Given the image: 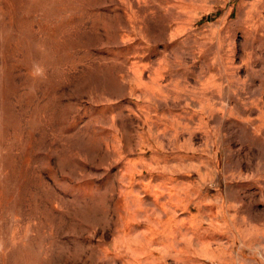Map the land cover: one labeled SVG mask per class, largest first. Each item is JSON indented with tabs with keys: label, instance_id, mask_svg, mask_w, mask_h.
I'll return each mask as SVG.
<instances>
[{
	"label": "rangeland",
	"instance_id": "obj_1",
	"mask_svg": "<svg viewBox=\"0 0 264 264\" xmlns=\"http://www.w3.org/2000/svg\"><path fill=\"white\" fill-rule=\"evenodd\" d=\"M0 264H264V0H0Z\"/></svg>",
	"mask_w": 264,
	"mask_h": 264
}]
</instances>
